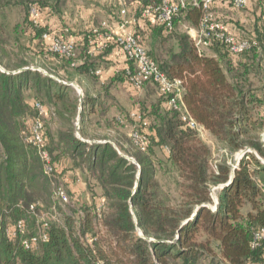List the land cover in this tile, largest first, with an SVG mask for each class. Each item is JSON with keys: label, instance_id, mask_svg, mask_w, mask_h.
<instances>
[{"label": "trees", "instance_id": "trees-1", "mask_svg": "<svg viewBox=\"0 0 264 264\" xmlns=\"http://www.w3.org/2000/svg\"><path fill=\"white\" fill-rule=\"evenodd\" d=\"M26 1L0 0V8ZM123 1L136 2L130 16L134 25L139 19L143 22L144 27L136 25L134 31L141 35L148 56L169 79L181 81L183 109L210 131L226 156L210 168V148L181 120V112L168 105L170 95L160 92L152 80L133 85L132 60L126 58V68L101 79L104 55L118 45L101 21L87 32H69L64 25L55 30L49 20L38 17L41 11L45 17H61L55 9L60 0L29 1L25 34L33 46L10 42L0 23V65L5 70H0V264H264V242L251 247L254 232L264 228V164L250 154L242 157L233 181L220 188L213 203L210 194L211 187L230 178L228 155L248 147L264 158V77L259 74L264 73V0L253 31L234 34L253 41L239 54H231L217 39L199 51L182 29L199 28L201 0H187L171 27L142 16L145 8L162 0ZM220 4L243 9L234 7L232 0L213 1L210 10L219 22ZM55 38L73 41L72 54L51 50ZM7 44L17 55L29 52L46 60L54 75L63 73L62 79L86 83L82 98L70 85L28 68L24 56L10 57ZM253 76L260 93L251 88ZM119 84L145 90L137 107L133 103L135 110L111 103L110 90ZM152 93L155 98L148 100ZM53 115L54 120L67 119L68 126L51 131L46 119ZM76 115L78 134L72 122ZM36 122L42 131L38 145L28 140ZM133 131L144 137V146L133 141ZM156 148L164 153L163 159L156 158ZM42 152L48 155L51 174L43 171ZM156 167L172 179L173 188L156 179ZM67 172L83 177L90 204L63 213L61 223L40 221L26 211L32 204L36 213L41 211V194L50 185L56 200L63 202L56 190L63 189ZM94 187L99 194H94ZM63 190L68 201L70 193ZM216 199L218 208L213 211L206 205L212 207ZM28 216L34 222L30 233ZM20 220L24 231L16 229L12 235ZM39 229L46 239L26 248L22 240L32 239Z\"/></svg>", "mask_w": 264, "mask_h": 264}, {"label": "rangeland", "instance_id": "rangeland-1", "mask_svg": "<svg viewBox=\"0 0 264 264\" xmlns=\"http://www.w3.org/2000/svg\"><path fill=\"white\" fill-rule=\"evenodd\" d=\"M29 1H35V0H27L24 4H12V5H8V6L0 8V23L4 24V29L9 36L8 39H10V42L16 41L17 43L23 44L25 46L29 45L28 44V42H30L29 37L27 34H25V32L27 31V24H28L26 4ZM87 1L88 0H60L59 5L56 6L55 9L56 10L59 9V14L61 17H57L52 14H50L49 16L47 14L48 17H45L44 13H41L42 12L41 11L38 19L41 22H44L45 20H48L50 16L51 17L53 16L54 18L56 17L55 19L58 18L60 22H62L64 27H67L68 29L74 28L75 31L73 32L75 33L87 32V30H90L92 29V27L95 26L97 21L99 22L101 21L102 25L105 26L108 30L107 32L109 35V39L114 41L116 36H120L122 34V26H121L122 21L120 17L122 16L121 10L123 9L124 6H122V4H120V2H117L116 0H112V1L110 0H91V3L90 2L88 3ZM92 4L94 5L96 9L91 7ZM118 4H120L121 7ZM48 13L50 12L48 11ZM78 21L80 22L79 23L80 25H70ZM114 23L115 24L118 23L117 26H115ZM117 27H119L120 31L118 29L116 31ZM126 27H128L127 28L128 31L134 30L131 21L128 22ZM71 29L69 30V32H71ZM182 29L186 30L184 28ZM29 46H33L32 43ZM7 49L10 52V57L12 55L16 58H20L24 56L25 59L30 62V65L27 66L28 68H31L33 70H38L42 74L55 78L61 83L70 85L71 88L75 90L76 95L79 96V93H81L83 96V93H84L83 91L86 88V83L84 84L82 82H79L78 80L62 79L64 77H63V73L61 72H59V75H54L50 70L52 68V65H50L49 62H47L46 60H41V58H37L36 56L31 55V53L29 52L27 54L17 55L16 51H14L9 44H7ZM0 68L4 70V67L2 65H0ZM101 71L103 70L101 69ZM14 72H16V70H14ZM259 74L260 76L264 77L263 71L260 72ZM251 78H252L251 81H249V83L251 84V88L255 90L257 89L258 90L257 92L260 93V88H259L260 83L258 79H255L256 77L254 78V76ZM151 90L156 95L155 93L156 89L154 87L153 88L150 87L149 91L151 92ZM144 92L145 90H142V87L134 88L130 85H125V84L120 85L119 84L117 85V87H113L110 90V96L112 98L111 103L112 104L120 103V105H122V109L126 111L135 110V109H132L133 105L136 104L138 100L144 96ZM153 93L148 100H152L153 98H155V95ZM137 104L135 107H137ZM80 109H81V106L78 103L77 111L79 112ZM72 122H74L73 125L75 126V132L78 134L79 117L77 115L74 116ZM68 124H69V121L61 117L60 118L56 117L54 120V115L51 119H46V126L47 128H51V131H54L55 128L59 126L64 128L65 126H68ZM122 131L128 134V129L122 128ZM99 133L103 134L102 131H99ZM201 140L210 148L211 156L209 158V166L210 168L215 169V164L219 160H221V158H225L226 152H224L225 150L221 148L219 144H217L215 139L208 141V139L201 138ZM261 140L264 145V132L263 134H261ZM155 150H156V158L163 159L164 153H162V151L159 150L158 148H156ZM239 151L240 150L233 153L231 157L230 155H228L226 157L227 162L231 160L233 161V159L236 158V154ZM248 154L253 155L254 157H256L257 155V153L255 152L254 153L247 152L242 157H245V156L247 157ZM261 159L264 160V158H261ZM259 162L264 164L261 160H259ZM64 165L67 166L68 163L65 162ZM156 171H157L155 175L156 179L160 180L162 184H165V185L167 184L170 186V188H173V184L171 181L172 179L167 175V173H163V171L159 170L158 168L156 169ZM79 174L80 173L76 174V172L75 173L67 172L66 177L62 178L61 185L63 189H65L66 191L70 193V198L68 199L67 202L60 203L56 200V198L53 195L54 186L52 187L50 185L48 191H43V193L41 194V199H40L41 211L39 212V214L41 217H43L44 219L50 222L61 223L63 213L70 212V210L72 209L77 210L78 208L81 207V205L90 204L91 195H89V191H87V189L85 188L86 186L83 182L84 181L83 177ZM93 190H94L93 192L95 195L100 193V190L97 187H94ZM219 190L220 188H216L214 190V193H213L214 199L218 195ZM213 202L214 201L212 198V203ZM214 206L215 204L209 208L212 210ZM10 227H12V225H10L8 228ZM33 229H34L33 218L31 219V217L29 218L28 216L27 221H26V232L28 233L33 232Z\"/></svg>", "mask_w": 264, "mask_h": 264}, {"label": "built area", "instance_id": "built-area-1", "mask_svg": "<svg viewBox=\"0 0 264 264\" xmlns=\"http://www.w3.org/2000/svg\"><path fill=\"white\" fill-rule=\"evenodd\" d=\"M187 0H162L158 5H150L144 9L142 16L154 17L159 22L165 24L168 27H171L173 17L178 13L179 8L185 5ZM196 2V0H189ZM215 0H201V6L203 14L199 22V28L196 31V34L192 36V39L197 46L198 50L201 51L204 48L210 45L212 39L221 40L227 46L231 54H239L244 50L250 48L253 44V41L240 38L234 34L227 31L224 24L216 20L213 12L210 10L211 3ZM232 4L236 8H244L247 4V0H232ZM31 14L34 17H37L38 13L35 8L31 9ZM121 26L122 34L116 36L114 41L118 44L119 48L122 50L124 56L129 60H132L135 64V72L131 74V81L135 87H139L144 81L152 80L155 82L160 90L164 94L170 95L168 100V105L174 110H179L181 112V120L191 128H195L198 132L201 131V127L198 123L190 117V115L183 109V103L181 100L182 88L181 81L179 79H169L167 75L162 72L156 63L148 56L145 46L141 43V35L136 31L126 30V26L131 19L126 15V9L121 10ZM73 41H64L60 38H55L50 45L51 50L58 52L63 55H70L73 52ZM99 72V71H97ZM39 107V104H36ZM133 141L139 145L144 146L145 139L140 136L137 132H132ZM29 142L33 144H40L42 140V131L41 124L36 122L32 128V133L28 138ZM42 162H43V171L46 174H51L53 168L50 164L48 155L45 152L41 153ZM231 167L236 168L239 161L228 162ZM56 195L63 201H67V195L62 188L56 190ZM35 205L25 208L27 212L35 215L40 221L45 219L40 216L39 213L35 211ZM46 226V222L43 223V228ZM16 229L19 231H24V223L20 220L16 223L15 228L11 232L12 235H15ZM46 239V233L39 229L36 236H33L32 239L24 238L22 240L23 245L26 248H32L39 244L40 241ZM264 242V228L257 230L253 234L251 241V247L256 248L260 245L261 242Z\"/></svg>", "mask_w": 264, "mask_h": 264}, {"label": "crops", "instance_id": "crops-1", "mask_svg": "<svg viewBox=\"0 0 264 264\" xmlns=\"http://www.w3.org/2000/svg\"><path fill=\"white\" fill-rule=\"evenodd\" d=\"M116 1L120 2V4L124 6L123 8H126V15L128 16L129 19H131L130 14L132 13L136 5V2H132L130 4L128 3L125 5V1L123 0H116ZM87 2L91 3V0H88ZM120 4L118 5L120 6ZM91 7L96 9L93 4L91 5ZM217 11H218V17L221 18L222 23L224 24L228 32L238 35L246 31L252 32L254 25L259 24L258 16L260 13V0H247V4L243 9H235L226 4H220L218 5ZM55 18L53 16L52 17L50 16L48 18L49 24L53 29L59 30L63 24L62 22H60L58 18H57L58 20ZM131 22L133 25V29L134 26L136 25H138L139 28L144 27L141 19L137 21L136 25H134V22L132 20ZM79 23L80 22L78 21L70 25H80ZM117 24L118 23L116 24L114 23L115 26H117ZM182 27L186 29L187 33L190 35L191 38L196 34L197 29L186 25H183ZM127 28L128 27H126L125 29L128 30ZM117 29L119 30V27L116 28V31ZM71 30L75 31L74 28H72ZM72 39H76V38L72 37ZM77 39L81 40L80 37H77ZM210 55H212V53H210ZM104 60H105L104 69L103 71L100 70L102 80L108 77L109 75H111L112 73H114L115 71L126 68L128 66L126 57L124 56L122 50L117 46L112 47L110 51L104 55ZM115 112H116L115 110H111V113H115ZM200 127H201L200 128L201 131L199 132V135L201 138L208 139V141L214 139L210 131L204 129L202 126Z\"/></svg>", "mask_w": 264, "mask_h": 264}, {"label": "water", "instance_id": "water-1", "mask_svg": "<svg viewBox=\"0 0 264 264\" xmlns=\"http://www.w3.org/2000/svg\"><path fill=\"white\" fill-rule=\"evenodd\" d=\"M0 70H2V69L0 68ZM2 71H5V70H2ZM79 98H80V99L82 98V94H81V93H79ZM78 117H79V116H78ZM247 152H253V153H254V151H253L252 149L246 147L245 149L240 150V151L236 154L235 161H239V160L241 159V157H242L245 153H247ZM256 157L264 163V160L261 159L258 155H256ZM126 158L129 159V160L132 161V162H135L131 157H126ZM234 169H235V168L232 167V172H231L230 178H229V180H228L227 183H225V184H220V185H218V186H214V187H211V188H210V194H211V197L213 198V201H214V196H213L214 190H215L216 188H223V187L229 185V184L233 181ZM136 184H137V182H136ZM129 203L131 204V200H129ZM206 206H207V207H210V205H206ZM217 208H218V201H217V199H216V206H215V209L212 208V210L215 211ZM148 240H150V239H148Z\"/></svg>", "mask_w": 264, "mask_h": 264}, {"label": "bare ground", "instance_id": "bare-ground-1", "mask_svg": "<svg viewBox=\"0 0 264 264\" xmlns=\"http://www.w3.org/2000/svg\"><path fill=\"white\" fill-rule=\"evenodd\" d=\"M215 202H216V200H215ZM215 206H216V204H215ZM215 206H214V208H213V209H215Z\"/></svg>", "mask_w": 264, "mask_h": 264}]
</instances>
